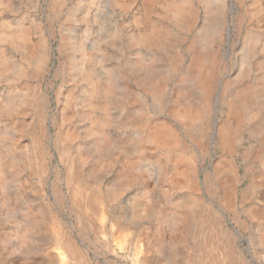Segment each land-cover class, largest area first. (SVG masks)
I'll return each instance as SVG.
<instances>
[{
	"label": "rangeland",
	"instance_id": "rangeland-1",
	"mask_svg": "<svg viewBox=\"0 0 264 264\" xmlns=\"http://www.w3.org/2000/svg\"><path fill=\"white\" fill-rule=\"evenodd\" d=\"M179 1L0 0V264H211L236 250L255 264L249 248L264 253L257 238L264 221L251 216L264 210V166L249 164L247 149L262 141L244 128L235 153L214 148L201 158L173 112L195 37L216 58L218 88L251 64L264 66V0ZM177 5L196 11L184 31L170 20ZM154 30L184 33L176 76L134 69L168 56L138 44ZM102 78L114 89L89 105L92 83L106 91ZM226 110L217 107L221 124ZM165 124L177 133L173 141L155 136ZM227 160L240 177L232 203L196 183L221 182L215 170ZM182 197L197 201L195 209L170 201ZM202 211L215 219H200ZM178 216L188 219L181 230Z\"/></svg>",
	"mask_w": 264,
	"mask_h": 264
},
{
	"label": "bare ground",
	"instance_id": "bare-ground-1",
	"mask_svg": "<svg viewBox=\"0 0 264 264\" xmlns=\"http://www.w3.org/2000/svg\"><path fill=\"white\" fill-rule=\"evenodd\" d=\"M183 10L184 8L182 6L177 5L176 9L169 14L171 22L181 25L184 31L195 21L196 11L191 8L188 13H185ZM186 21L188 22L187 24L185 23ZM179 36L172 34L171 31L164 32L161 30H154L150 33L140 34L138 36V44H144L148 47L158 45L160 49L164 50L168 54V56L154 58L146 63L142 61L134 63V69H138L139 71L144 70L145 74L153 77H159L162 80L166 78L167 74L176 76L179 71V65L182 66L185 64V58L181 57L180 54V48L182 47V43L184 41V33ZM205 46H208V42L203 43L200 37H195L190 44L191 61L182 72L183 74L181 73L182 76L179 78L178 99L176 100V106L173 109V112L176 113L175 115L181 119V122L187 126L188 129L190 128V134L194 138L193 140H190L191 145L195 147V150L199 153L201 158L206 156L214 148H221L225 153H235L244 143L243 130L244 128H247L250 131L251 136H255L257 140L262 141L259 146H249L247 148L249 150L248 163L253 165L262 163V166H264V66L258 65L255 70H252L254 65L251 64V67L248 69L243 68L238 73L236 78L227 81L226 85L229 88H218L216 84H218L219 79L214 77V62L216 58L211 51L205 50L207 48ZM252 54H254V52H252ZM43 62L46 64L47 57H43ZM146 77L142 79L143 82H149V79ZM102 79L108 80L106 91L104 87H101L102 82L96 81L95 83H92V87L90 89L91 94L87 99L88 102H90L89 105L94 103V97L97 94L104 96V92L111 94L113 91V80L109 78ZM190 81H192L194 85L191 86L189 84ZM196 88L200 89V91H197ZM230 88L233 91L231 94H228V90ZM217 90L219 91V95L215 100L214 95ZM213 102H215V107ZM109 104L110 102L107 101V105ZM224 106L227 108L226 114L224 113L226 115V119L221 124V120L217 116V107ZM213 115H215L214 118ZM197 118L199 121L193 123L192 119ZM107 120L108 119H104L105 122H107ZM125 124L126 123H121L118 126L122 125L121 128H123L126 126ZM176 135L177 133L174 132V130H171V127L166 124L161 126V128H157L155 131L156 138L158 136L159 140H162L161 142L173 141L176 139ZM185 137V139H188L187 135H185ZM104 142L105 146L108 148L113 146L111 140L108 138H105ZM247 149H244L243 151L244 156L248 153ZM201 171L208 177L219 175L221 182H217L214 179L202 181H198V179H196L197 185H200L203 189L212 188L215 192H217V190H221L224 196L227 197L228 202L232 203L233 190L236 186L238 178H240L238 175L237 165L233 161L227 160L224 161L223 165L216 167L214 175L210 169L205 168ZM77 174L82 180V175H79V173ZM187 197L188 195H186V198ZM182 198H175V200L170 199V201L174 202L176 206L195 209L197 201H193L192 199L185 200V197ZM5 200L7 201L8 211L12 212V202L7 196H5ZM211 205H215V201L213 199H211ZM210 208V210H213V206ZM208 212L209 211H202V214H204L200 219H205L206 216H211L212 219H215L214 215ZM251 216L254 218L259 216L264 221V210L259 213L252 212ZM172 221H174L176 230H181L184 225L188 224V219L184 220L181 216L173 218ZM213 224L215 225L213 230L217 229V231L222 233V227L218 226L216 223ZM31 225H33L32 222L29 226ZM258 230L260 232L257 238L259 242L262 243L264 241V226L262 223ZM20 237V242H22V244L27 243L29 238L28 230H25ZM16 245L18 246V244ZM236 251L237 254L231 251L229 258L221 257L220 259L213 261L211 264H250V260L246 262L242 253L238 250ZM249 253L251 254V260L255 264H264V253L256 255L252 253L251 248H249Z\"/></svg>",
	"mask_w": 264,
	"mask_h": 264
}]
</instances>
